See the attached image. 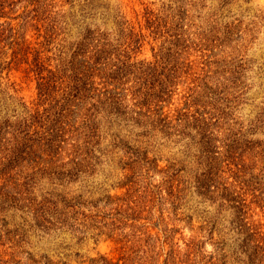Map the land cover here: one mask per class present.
<instances>
[{"label":"rangeland","instance_id":"1","mask_svg":"<svg viewBox=\"0 0 264 264\" xmlns=\"http://www.w3.org/2000/svg\"><path fill=\"white\" fill-rule=\"evenodd\" d=\"M71 1L59 3L61 11L50 41L45 38L44 22L40 30L37 27L33 5L6 0L7 7L0 6V23H11L0 29V125L8 118L26 116L36 108L39 97L38 74L32 70L34 50L28 61L19 64L13 58L18 51L15 43L34 49L46 40L44 56L50 61L45 65L63 70L68 66L69 70L87 27L113 32L123 20L139 32L147 24L145 11L152 10L163 32L158 41L150 38L145 43L137 59L155 62V54L166 56L170 46L162 36L182 35L192 45L177 59L183 64L180 73L203 69L202 78L205 74L213 77L211 97L217 108L205 111L222 115L225 132L215 130L220 140L217 150L224 152L222 137L224 141L241 135L245 140H264V0ZM185 58L193 68H185ZM184 93L185 86L180 84L170 104L173 113L176 107L185 106ZM55 95V102L62 103L61 94ZM193 135L170 137L122 114L104 119L93 171L65 185L46 182L67 196L82 198L85 204L79 207L82 204L78 203L77 222L43 230L36 226L32 213L8 202L1 205L0 264H92L94 259L104 264L102 256L114 263L126 259L129 264H247L236 210L227 201L210 198L200 185L215 169L198 136ZM261 161L257 157L259 165ZM234 167L226 161L224 178L215 175V179L228 180ZM131 179L138 183L131 198L142 219L134 223V229L117 224L119 236L110 238L105 227L117 215L109 196H123L128 189L121 186ZM254 218L264 224V212L258 208Z\"/></svg>","mask_w":264,"mask_h":264},{"label":"trees","instance_id":"2","mask_svg":"<svg viewBox=\"0 0 264 264\" xmlns=\"http://www.w3.org/2000/svg\"><path fill=\"white\" fill-rule=\"evenodd\" d=\"M4 1L0 0L2 9L7 7ZM66 1L25 0L38 13L35 19L39 30L40 23L44 22L47 41L53 38L57 27L61 11L57 7ZM144 16L147 24L139 32L123 20L118 21L113 32L87 27L73 52L69 70H66L68 66L63 70L59 66L52 69L45 65L50 61L44 56L48 50L46 40L34 49L15 43L18 51H14L13 58H17L19 64L28 61L29 52L34 50L32 70L38 74L39 97L36 108H31L26 116L8 118L0 125V206L8 202L32 213L36 226L43 230L73 226L71 220H78V203L81 207L84 201L79 196L70 197L47 187L46 182L65 185L85 172H92L104 119L122 114L170 137H193V133L198 136L211 169H215V173L207 174L200 185L210 198L222 203L227 201L236 210L237 225L244 234L241 247L247 254V264H264V224L254 218L257 208L264 212V140H245L241 135L225 137L229 140L227 143L222 137L224 152L217 150L220 146L216 141L220 140L215 130L221 134L225 132L222 115L217 112L218 115L213 116L205 111L207 107L217 108L211 97L213 77L205 74L202 78L203 69L202 72L180 73L183 64L177 59L188 50L186 46L192 45L180 34L171 39L162 36L170 45L166 56L156 53L155 62L138 60L145 43L150 38L158 41V35L163 32L152 10H146ZM6 24L11 27V23L5 22L0 23V29ZM21 53L26 57H19ZM186 60L185 68H193L189 58L182 63ZM180 84L185 86L182 96L185 106L176 107L173 113L170 104ZM55 93L61 94L62 103L55 102ZM257 157L262 158L260 165ZM226 161H231L235 167L229 178L226 177L228 180L217 181L216 176L224 178ZM132 181L121 186L128 189L123 196H109L116 204L113 209L117 215L110 226L105 227L111 232L108 233L110 238L119 236L118 225L134 229L137 226L134 223L142 219L136 215L137 204L131 198L134 184H138ZM81 214L90 217L85 212ZM101 258L104 264H129L126 259L123 263L120 259L114 263L104 256ZM92 264H98V260L94 259Z\"/></svg>","mask_w":264,"mask_h":264}]
</instances>
